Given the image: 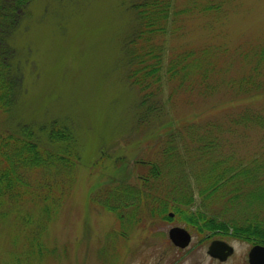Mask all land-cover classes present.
Instances as JSON below:
<instances>
[{
    "label": "rangeland",
    "instance_id": "1",
    "mask_svg": "<svg viewBox=\"0 0 264 264\" xmlns=\"http://www.w3.org/2000/svg\"><path fill=\"white\" fill-rule=\"evenodd\" d=\"M15 1L0 0V12L9 13L0 19V55L10 66L13 95L0 126L11 131L31 125L35 131L63 122L74 134L79 159L68 187L54 171L50 176L57 180L55 195L60 186L66 188L54 214H42L36 202L26 199L0 217V264H247L252 243L246 239L215 233L203 240L208 232L188 228L172 211L165 218L140 209L115 214L99 202L111 187L139 191V178L152 161H161L168 135L180 130L189 138L181 127L185 120L222 123L242 105L264 115V79L259 94L238 92L240 80L255 73L257 49L264 43V0H172L170 17L177 28L154 41L162 44L163 68L179 51L192 49L195 65L186 63L194 78L178 85V79L166 77L144 103L142 91L127 77L126 42L136 25L130 6L135 0H27L13 7ZM211 1L220 4L219 10L203 11ZM205 47L208 55L201 56ZM207 61L212 63L209 91L198 81ZM220 134L217 152L231 157V163L264 160V128L239 124L236 131ZM189 178L194 180L193 174ZM159 188L165 192L164 185ZM194 197L192 209L201 206L196 190ZM253 207L264 213L259 202ZM222 208L213 205L211 215H237L217 214ZM175 225L191 234L184 248L168 238ZM213 238L233 246L225 261L207 254Z\"/></svg>",
    "mask_w": 264,
    "mask_h": 264
},
{
    "label": "trees",
    "instance_id": "2",
    "mask_svg": "<svg viewBox=\"0 0 264 264\" xmlns=\"http://www.w3.org/2000/svg\"><path fill=\"white\" fill-rule=\"evenodd\" d=\"M26 1L16 0L12 6L18 7ZM130 6L136 25L126 42L129 47L127 77L142 91L141 102L144 103L152 98L153 91L166 83V77L178 79V85L189 83L194 77L186 62L191 60L194 63L195 56L192 57V49L179 51L163 68L162 44L156 43L154 38L165 35L169 28H177L175 20L170 17L172 0H135ZM219 8V3L211 1L203 7V11L216 12ZM8 15L7 12H0V19L8 18ZM200 53L207 56L206 47ZM3 58L0 55V122L1 115L10 112L13 104L10 66ZM262 66L264 43L257 49L255 73L240 80L239 93L255 96L262 92L264 74H259ZM211 68V61H207L199 71L198 81L200 84L203 82L205 91L211 89ZM187 74H190V80L186 78ZM238 111L227 113L222 123L215 119L202 122L185 120L181 127L189 131V138L180 130L168 135L169 144L164 143L162 147L161 161H152L154 163L149 164L147 174L139 178L142 181L139 191L129 186L111 187L106 200L99 203L115 214H123V210L132 214L140 209L165 218L166 212L172 211L188 228L197 233L208 232L203 235V240L216 233L243 238L252 245H264V217L259 215L264 213L253 207V203L259 202L261 211L264 209V160H255L254 165L242 164V161L231 163V157L217 152L221 141L217 137L221 136L223 129L236 131L239 124H255L264 128V115L259 111L244 105L239 106ZM216 125H221L220 130ZM212 134L218 135L213 138ZM176 139L183 140L179 144L180 140ZM75 143L72 130L63 122L48 124L35 131L31 125L11 131L0 126V217L9 215L16 204L26 199L36 202L42 214H54L66 188L60 186L55 195L53 190L57 180L50 176L54 171L63 184L69 186L79 159ZM139 162L143 165L149 163L147 160ZM194 165L196 170L192 167ZM38 169L42 170V174L35 176ZM191 174L194 180L189 178ZM150 182L153 183L148 187ZM160 185H164V193L157 191ZM195 190L201 197V206L192 209ZM238 202L245 203V206L234 210L231 206ZM215 204L223 207L217 214L237 215L226 219L211 215L214 214L212 206ZM18 217L22 221L25 219L24 214ZM35 240L33 235L32 241Z\"/></svg>",
    "mask_w": 264,
    "mask_h": 264
},
{
    "label": "water",
    "instance_id": "3",
    "mask_svg": "<svg viewBox=\"0 0 264 264\" xmlns=\"http://www.w3.org/2000/svg\"><path fill=\"white\" fill-rule=\"evenodd\" d=\"M168 238L176 247L184 248L190 243L191 234L185 227L175 225L169 228ZM233 251V246L221 238L211 239L206 248L207 254L219 261H225ZM247 264H264V245L257 243L250 246Z\"/></svg>",
    "mask_w": 264,
    "mask_h": 264
}]
</instances>
